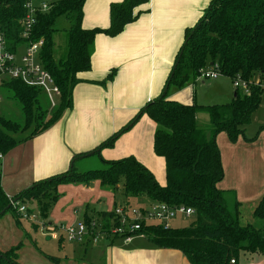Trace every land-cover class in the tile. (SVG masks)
Segmentation results:
<instances>
[{"label": "trees", "instance_id": "1", "mask_svg": "<svg viewBox=\"0 0 264 264\" xmlns=\"http://www.w3.org/2000/svg\"><path fill=\"white\" fill-rule=\"evenodd\" d=\"M28 1L0 0V31L15 52L26 42L21 35ZM85 1L58 0L52 2L48 12L38 14L32 39H45L41 59L55 78L62 95L53 112H41L42 107L37 106L35 114V103L39 94L44 92L28 87L20 80H4V87L13 91L22 104L25 124L16 125L0 117V153L6 154L18 144L15 134L26 131L33 118L37 123L41 118L39 113L50 114V119L46 125L39 126L42 122L36 124L28 138L47 130L66 110L72 108L73 89L81 81L78 74L91 69L96 36L105 34L114 37L122 33L128 24L148 10L142 7L150 0L112 3L107 28L83 26ZM61 17L69 23L66 29L67 54L57 57L54 34ZM212 62H218L222 75L232 81L238 77L246 81H264V0H213L199 22L187 29L185 42L176 58V67L168 77L164 92L93 152L77 155L67 172L35 182L16 195L14 200L22 204L37 201L46 216L59 201L61 195L58 188L62 184L94 179L114 189H119L121 184L126 200L146 195L152 202H163L173 207L184 205L195 211V221L190 226L165 228L160 223H143L142 228L136 231V236L144 234L158 247L181 250L192 264H240L241 253L264 255V195L254 209V217L263 225H242L239 221L241 203L232 191L218 187L225 172L216 140L220 133L227 134L232 142L245 136L247 125L261 105L264 88L251 85L250 92L243 94L235 89L232 101L214 105L185 104L168 97L170 86L183 87L199 75L200 69ZM113 77L114 72H111L101 84L105 85ZM201 110L210 115L207 126L201 125L197 119ZM144 115L159 126L154 134V151L165 161L166 183L163 185L135 156L106 160L101 154L104 148L114 146L117 139ZM6 124L10 127L7 128L9 131ZM93 155L101 157L107 166L78 171L76 161ZM229 194L234 196L233 204L228 201ZM8 211H12L20 223L21 216L16 215V209L0 182V218ZM100 215L108 218L113 213L103 211ZM89 218L86 217V221ZM19 247L0 251V263L20 264L16 260ZM233 259L235 263H232Z\"/></svg>", "mask_w": 264, "mask_h": 264}, {"label": "crops", "instance_id": "2", "mask_svg": "<svg viewBox=\"0 0 264 264\" xmlns=\"http://www.w3.org/2000/svg\"><path fill=\"white\" fill-rule=\"evenodd\" d=\"M120 1L86 0L83 26L107 28L110 25V6ZM212 1L150 0L142 7L148 10L128 24L119 35L110 37L98 34L91 69L78 74L81 81L73 89L72 108L42 133L31 138L16 137L18 144L4 154L0 165V182L6 195L14 198L35 182L67 172L77 155L93 152L127 125L149 102L159 97L164 92L177 55L185 42L187 29L199 22ZM111 72H114L113 79L105 85L101 84ZM191 84L182 88L170 86L168 97L185 104L197 103V96L192 97V100L190 98L194 86ZM220 84L226 87L229 83L223 80L218 82ZM197 119L203 126L210 123V115L204 110L197 113ZM158 128L150 117L142 116L117 139L114 146L101 151L102 157L116 160L133 155L154 173L159 182L165 183V161L154 151V134ZM216 140L225 171L218 187L227 192L232 191L236 200L247 207L239 213V221H242L241 217L246 212L249 221L246 224H250L254 209L264 195V128L250 136L245 131V136L236 142H232L225 133H220ZM67 186L73 185L59 186L60 195ZM97 186L95 184V190ZM82 190L78 197L93 192L92 189ZM234 196L228 195L231 204ZM81 199L74 203L81 202ZM116 203L110 200L108 207L102 211L112 212ZM125 203L128 200L125 199ZM72 206L75 214L69 206L65 210L69 214L64 222L56 220L48 223L77 221L78 205ZM86 217L95 216L86 211L80 219ZM121 241L105 246L102 264H192L181 250L158 247L145 236H135L128 243ZM59 242L63 244L67 241ZM250 256L252 262L249 264H261L257 262L258 253ZM239 263L244 264L242 253Z\"/></svg>", "mask_w": 264, "mask_h": 264}, {"label": "rangeland", "instance_id": "3", "mask_svg": "<svg viewBox=\"0 0 264 264\" xmlns=\"http://www.w3.org/2000/svg\"><path fill=\"white\" fill-rule=\"evenodd\" d=\"M55 1L58 0H34L35 3L46 2L49 4H52V2ZM68 27L69 23L65 17H61L56 23L54 42L56 46L55 50L57 57H64L67 54L68 34L66 29H68ZM23 48L24 47H21L20 51H22ZM228 78L229 77L227 76L221 75L217 79L199 80L197 76L194 81L191 80L186 83L187 85H190L191 83L194 84V86L191 88V100L192 97L194 98V96H197V101L195 100V102H197V104L199 105H214L232 101L234 97L235 87L233 85V81ZM223 80L228 81L229 83L226 84V87L221 86V84L218 85V82ZM202 81H204V83ZM174 89L175 87L172 88V90ZM240 92L243 94L244 91L240 90ZM0 96L2 97V103H0V117L5 119L6 122L10 123L11 121H13L12 123L15 122L16 125L21 124V126H23V124H25V116L22 111V104L15 98L14 92L8 90L5 87H2L0 89ZM37 106L42 107L41 112L46 110H48L49 112L54 111V108L50 107L49 101L43 93L39 94L38 102L35 103V114L38 110ZM39 114L41 118L37 123L36 119L33 118L32 123H30V126L26 129V131H20L16 133L15 137L20 138L21 136H28L35 129L36 124L38 125L40 122L42 123H40L41 125L39 124V126L46 125L48 120L50 119V114H45V112ZM8 126L9 125L6 124V129L10 128ZM262 128H264V92L262 94V102L259 109L253 114L252 121L249 125H247L246 134L247 136L256 134L260 132ZM7 130L9 131V129ZM106 166L107 164H105L103 159L98 155L80 158L76 161V168L81 172L87 170L102 169ZM161 182L163 184L166 183H164V181ZM161 182L159 183L162 184ZM95 184H98L96 190ZM68 185L73 186H67V189L63 188L61 200L53 205L52 210H50L46 216L42 214L40 210V204L37 201H33L28 204L29 207L39 215V218L42 219L41 221L55 222L56 220H61L64 222L65 217L69 214L68 212H65V210L69 206L71 207V211L73 212V214H75V209H73L72 204L78 205V212L76 213V217H78L79 219H77V221L83 219H80V217H82L83 213L86 211L95 216L93 217V219L99 220L102 216L100 215L101 211L104 210V208L108 207L107 204L110 200L117 202L116 204L118 206L119 204H124L125 199H127V197H125L122 193L121 184L119 185V189H114L112 186H104L101 184L100 180L94 179L89 182L71 183ZM55 189L56 188L51 190L52 193L55 192ZM82 189H85L86 191H91L92 189L93 192L91 193V195H81V202L79 201V203H74L75 200L81 198L77 195L82 193ZM150 200L151 199L146 195L140 197H131L130 199H128V205L133 207L149 206L151 204ZM112 208V211H114L115 206ZM245 208L247 207L243 206L241 203L239 206V213L241 214V212H243ZM16 212V215L18 214L19 216H21L17 210ZM244 213L246 214V212ZM245 214L241 217V224H246L247 222H249L247 221L248 215ZM250 216L253 217V214H250ZM194 221V215H179L171 220L170 224L173 227H185L192 225ZM250 224L260 227L263 225V222L253 217L252 223ZM121 240H123L121 237L102 236L94 242H90V240L86 241L85 243H75L67 241L63 244H60L59 241L53 240L50 237L44 235L40 228H37L36 225L30 220L24 219L21 216V221L20 223H18L12 211H8L0 218V251L5 252L13 247L20 245L17 250L18 257H16V260L20 264H102V252L105 249V246L107 244L121 243ZM112 241L114 243H112ZM250 255L251 254L247 252L242 253V262L244 264H249L250 262H252V260L250 259ZM49 256L53 257L54 259H50ZM257 262L264 264V255L259 254Z\"/></svg>", "mask_w": 264, "mask_h": 264}, {"label": "built area", "instance_id": "4", "mask_svg": "<svg viewBox=\"0 0 264 264\" xmlns=\"http://www.w3.org/2000/svg\"><path fill=\"white\" fill-rule=\"evenodd\" d=\"M25 7L27 14L22 21L21 37L26 42L18 48V51L10 49L4 34L0 31V89L4 87V80H20L28 87L44 92L50 106L55 108L62 93L55 78L41 59L45 39H32L38 14L49 11L52 5L29 0ZM21 47H24L22 51H20ZM221 75L220 64L213 62L200 69L198 78L199 80L217 79ZM233 85L235 89L249 93L251 85L264 88V81H246L238 77L233 80ZM0 103H2L1 96ZM3 159L4 154L0 153V165ZM10 200L13 208L22 218L33 222L44 235L56 241L66 240L75 243H85L88 240L94 242L102 236L121 237L125 243H128L137 235L136 231L142 228L143 223H160L165 228H170L172 227L170 221L177 216H192L195 213L191 207L184 205L173 207L163 202H153L149 206L140 207L124 203L115 207L112 217L102 218L101 216L99 220L89 218V221L84 218L72 223L54 224L41 221L39 215L28 204L16 202L14 198ZM139 236L144 237L145 235L140 234ZM232 263H235L234 259Z\"/></svg>", "mask_w": 264, "mask_h": 264}, {"label": "water", "instance_id": "5", "mask_svg": "<svg viewBox=\"0 0 264 264\" xmlns=\"http://www.w3.org/2000/svg\"><path fill=\"white\" fill-rule=\"evenodd\" d=\"M175 67H176V65H175ZM167 89H168V87H167ZM167 89H166V92H167Z\"/></svg>", "mask_w": 264, "mask_h": 264}]
</instances>
